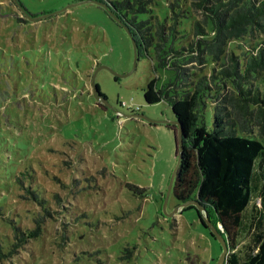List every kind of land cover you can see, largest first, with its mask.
I'll return each instance as SVG.
<instances>
[{
    "label": "rangeland",
    "instance_id": "1",
    "mask_svg": "<svg viewBox=\"0 0 264 264\" xmlns=\"http://www.w3.org/2000/svg\"><path fill=\"white\" fill-rule=\"evenodd\" d=\"M191 1L192 20L200 19ZM133 59L127 30L93 2L0 0V208L28 229L31 213L48 206L50 212L42 233L22 244L14 240L15 252L0 264H216L219 244L194 209L170 217L161 210L176 163L177 127L166 101L145 103L143 88L172 72H155L149 58L132 70ZM93 75L108 107L91 94ZM211 101L203 113L209 128ZM258 132L253 127L252 136ZM25 167L32 174L16 183ZM257 170L246 229L233 250L239 261L255 253L254 234L264 232V218L257 229L250 220L251 207L264 206ZM28 186L46 205L31 198ZM178 203L171 191L167 211ZM4 221L0 216V234L13 240Z\"/></svg>",
    "mask_w": 264,
    "mask_h": 264
},
{
    "label": "trees",
    "instance_id": "2",
    "mask_svg": "<svg viewBox=\"0 0 264 264\" xmlns=\"http://www.w3.org/2000/svg\"><path fill=\"white\" fill-rule=\"evenodd\" d=\"M95 1L104 3L129 31L138 60L149 58L155 72H172L160 85L159 77L149 80L143 98L148 104L166 101L180 129L182 151L173 196L179 202L193 199L204 206L211 224L226 239L230 251L226 264H264V232L254 234L255 253L246 260L239 261L233 251L246 229L243 216L253 197L256 166L264 182V38L258 40V35L264 36V0H192V8L200 13L196 20L186 0ZM252 39L253 43H245ZM208 100L213 104L211 128L203 115ZM253 127L259 136H252ZM29 172V167L18 171L15 182L22 184ZM126 187L143 192L130 184ZM25 191L41 208L48 202L31 186ZM263 207L250 209L256 229L264 218ZM189 208L212 237L193 205L182 211ZM0 210L3 225L13 233V240L0 234L2 262L15 252L14 240L22 244L42 233L44 217L50 212L48 206L43 213H31L33 227L28 229L18 217L14 220Z\"/></svg>",
    "mask_w": 264,
    "mask_h": 264
},
{
    "label": "water",
    "instance_id": "3",
    "mask_svg": "<svg viewBox=\"0 0 264 264\" xmlns=\"http://www.w3.org/2000/svg\"><path fill=\"white\" fill-rule=\"evenodd\" d=\"M79 2H93L95 4H97L98 6L102 7L104 10H106V12L117 22L120 24L119 19H117V17H115L108 9L107 6L104 3H100L98 1L95 0H82V1H78ZM126 29V27H124ZM127 30V29H126ZM131 41H132V46H133V52H134V59H133V65H132V70H134L137 60H138V55L136 52V44L134 39L132 38V36L130 35L129 31L127 30ZM114 77H119L121 76V74H117L115 72H112ZM94 80V75L92 76V90H91V94L93 96V98L95 99V101L99 104H103L104 106H109L106 97L100 94V90L97 86V84L93 81ZM133 116L140 118V119H144V120H148L145 116L141 115V114H133ZM150 121V120H148ZM171 123L175 124L177 126V133L175 134L174 138H175V157H176V163L175 166L171 172L168 184H167V188H166V192L163 196V200L161 203V210L162 213L165 216H172L173 214L177 213L180 209H183L185 206L187 205H193L199 216H200V220L203 223V225L208 228L210 235L218 242L219 244V255L217 257V261L216 264H226V258H227V252H228V246L226 243V239L221 235L220 232H218L216 230V228L211 224L210 220L208 219L207 215H206V211L204 209V206H202L197 200H193V199H188L184 202H179L174 209H172L171 211H167V200L168 197L172 191V185H173V181L175 178V175L177 173V170L179 168V163H180V158H181V151H182V139H181V133H180V129L177 125L176 121H172Z\"/></svg>",
    "mask_w": 264,
    "mask_h": 264
},
{
    "label": "built area",
    "instance_id": "4",
    "mask_svg": "<svg viewBox=\"0 0 264 264\" xmlns=\"http://www.w3.org/2000/svg\"><path fill=\"white\" fill-rule=\"evenodd\" d=\"M123 107H126L127 109H130V110H134V111H137L139 109V106H134L133 104L130 105L126 102H121L120 103Z\"/></svg>",
    "mask_w": 264,
    "mask_h": 264
}]
</instances>
